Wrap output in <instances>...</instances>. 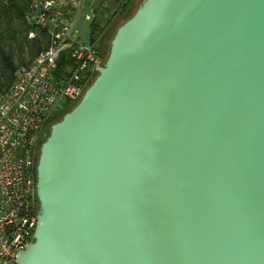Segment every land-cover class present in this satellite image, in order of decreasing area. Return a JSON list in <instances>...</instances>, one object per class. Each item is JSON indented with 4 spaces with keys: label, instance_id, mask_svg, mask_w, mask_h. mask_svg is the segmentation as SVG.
I'll return each instance as SVG.
<instances>
[{
    "label": "water",
    "instance_id": "1",
    "mask_svg": "<svg viewBox=\"0 0 264 264\" xmlns=\"http://www.w3.org/2000/svg\"><path fill=\"white\" fill-rule=\"evenodd\" d=\"M35 175L9 264H264V0H141Z\"/></svg>",
    "mask_w": 264,
    "mask_h": 264
},
{
    "label": "built area",
    "instance_id": "2",
    "mask_svg": "<svg viewBox=\"0 0 264 264\" xmlns=\"http://www.w3.org/2000/svg\"><path fill=\"white\" fill-rule=\"evenodd\" d=\"M84 2L32 0L24 16L43 32L46 46L16 68L9 87L0 92V264H9L33 239L35 166L48 121L56 107L79 99L99 65L95 42L77 31ZM63 52L72 64L59 67Z\"/></svg>",
    "mask_w": 264,
    "mask_h": 264
},
{
    "label": "trees",
    "instance_id": "3",
    "mask_svg": "<svg viewBox=\"0 0 264 264\" xmlns=\"http://www.w3.org/2000/svg\"><path fill=\"white\" fill-rule=\"evenodd\" d=\"M31 1L32 0H0V92L6 90L13 79L14 72L18 65L15 60L16 50L19 57H21L23 53H26L31 58L46 46L43 32L31 27L24 18ZM116 1L118 3V0ZM130 2L131 0H121L117 9L106 19L105 25L102 29L100 28V23L103 12L97 8L98 10H96L95 16L90 21L88 40L94 42L98 36L104 35L109 26L113 25V20L124 13ZM99 6L100 5L97 7ZM29 31H34V37H27ZM113 33L111 34V37ZM14 47L17 49L15 50ZM25 47L26 50H24ZM96 49L98 53L97 46ZM98 60L99 64H101L102 61L99 54ZM19 62H23L21 58ZM58 64L59 67H63L72 64V61L66 53L63 52ZM75 103L76 101L70 104H65L63 107L74 105ZM71 108L72 106L68 110Z\"/></svg>",
    "mask_w": 264,
    "mask_h": 264
},
{
    "label": "rangeland",
    "instance_id": "4",
    "mask_svg": "<svg viewBox=\"0 0 264 264\" xmlns=\"http://www.w3.org/2000/svg\"><path fill=\"white\" fill-rule=\"evenodd\" d=\"M120 2L121 0H118V3L116 0H85L82 11H81V17L77 23L78 35L83 40H88L89 32H90V21L95 16L96 10L99 9L103 12L102 20L100 23V28L102 29L105 25L106 19L117 9ZM140 2L141 0H131V2L127 5L124 13L122 15L117 16L113 20V25L109 26L108 30L105 31L104 35L98 36L96 40L94 41L96 46L98 47V54L100 55L102 62L106 58L108 47H109V41L111 39V34L113 33L114 29L116 28L117 25L121 24L125 19H127L134 12V10L137 8ZM98 5L100 6L97 7ZM85 15H88L90 19L86 20ZM14 49L16 50L17 48L14 47ZM24 50H26V47L24 48ZM20 58L23 61L22 63L19 62ZM31 58L26 53H23L22 56L19 57V54L16 50L15 60L18 63L17 67L21 64L28 62ZM95 74L93 75V77L95 76ZM93 77L89 80L87 84L91 82ZM71 106L73 105L60 108V105H59L58 107L55 108L56 113L54 112V114L48 121L46 134L49 131V126L52 123L56 122L63 115V113H65V111H67Z\"/></svg>",
    "mask_w": 264,
    "mask_h": 264
}]
</instances>
